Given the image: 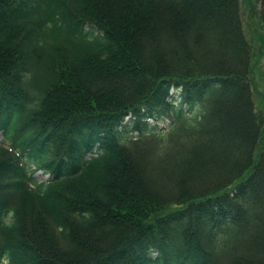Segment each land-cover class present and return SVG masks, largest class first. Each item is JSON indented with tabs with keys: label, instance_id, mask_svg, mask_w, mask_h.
Wrapping results in <instances>:
<instances>
[{
	"label": "trees",
	"instance_id": "1",
	"mask_svg": "<svg viewBox=\"0 0 264 264\" xmlns=\"http://www.w3.org/2000/svg\"><path fill=\"white\" fill-rule=\"evenodd\" d=\"M239 2L0 0V264H264Z\"/></svg>",
	"mask_w": 264,
	"mask_h": 264
},
{
	"label": "rangeland",
	"instance_id": "2",
	"mask_svg": "<svg viewBox=\"0 0 264 264\" xmlns=\"http://www.w3.org/2000/svg\"><path fill=\"white\" fill-rule=\"evenodd\" d=\"M259 9V0H240L239 2V13L242 20L244 35L256 51L250 71L253 100L256 109L260 113L261 111L264 113V54L259 51L262 40L261 26L259 22ZM149 122L154 121L151 119ZM167 126L166 121L159 122L160 128H166ZM211 134L213 133L210 129L208 130L207 136L210 137ZM213 136L211 135L209 140L212 139ZM216 139L224 142L223 138L216 137ZM35 175L39 181L47 178V175L41 171L36 172Z\"/></svg>",
	"mask_w": 264,
	"mask_h": 264
},
{
	"label": "bare ground",
	"instance_id": "3",
	"mask_svg": "<svg viewBox=\"0 0 264 264\" xmlns=\"http://www.w3.org/2000/svg\"><path fill=\"white\" fill-rule=\"evenodd\" d=\"M241 18V17H240ZM241 23H242V20H241Z\"/></svg>",
	"mask_w": 264,
	"mask_h": 264
}]
</instances>
